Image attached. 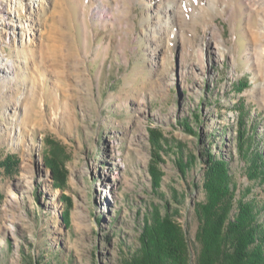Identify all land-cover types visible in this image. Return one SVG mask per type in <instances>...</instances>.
<instances>
[{
  "label": "rangeland",
  "instance_id": "rangeland-1",
  "mask_svg": "<svg viewBox=\"0 0 264 264\" xmlns=\"http://www.w3.org/2000/svg\"><path fill=\"white\" fill-rule=\"evenodd\" d=\"M25 3L0 0V156L17 161L0 168V264H120L166 206L193 259L207 153L264 222L237 140L243 116L264 158V0Z\"/></svg>",
  "mask_w": 264,
  "mask_h": 264
},
{
  "label": "trees",
  "instance_id": "trees-1",
  "mask_svg": "<svg viewBox=\"0 0 264 264\" xmlns=\"http://www.w3.org/2000/svg\"><path fill=\"white\" fill-rule=\"evenodd\" d=\"M238 86L246 88L241 82ZM244 128L242 116L238 121L237 140L244 174L248 181L262 186L264 158L254 148L255 137H250ZM191 162L182 161L179 165L182 176ZM44 165L52 173L54 184H61L63 176L58 162L45 159ZM204 165L201 185L204 200L193 206L198 223L194 258L190 255V241L175 219L180 217L178 211L166 206L164 213L156 207L147 214L141 227L139 248L120 264H264L262 210L254 199H245L250 189H244L237 197V186L224 158L207 153ZM16 166L14 157L6 156L1 161L0 156V168L7 174Z\"/></svg>",
  "mask_w": 264,
  "mask_h": 264
},
{
  "label": "bare ground",
  "instance_id": "bare-ground-1",
  "mask_svg": "<svg viewBox=\"0 0 264 264\" xmlns=\"http://www.w3.org/2000/svg\"><path fill=\"white\" fill-rule=\"evenodd\" d=\"M25 1H26L25 6L28 7V8H30L32 6V0H25ZM22 8H23V5L21 4V9ZM4 11L5 12H8V10H6V9ZM21 133L24 134V127L23 126H21Z\"/></svg>",
  "mask_w": 264,
  "mask_h": 264
}]
</instances>
